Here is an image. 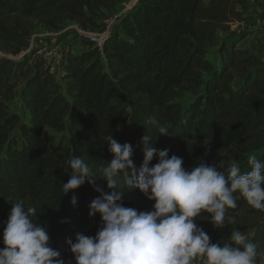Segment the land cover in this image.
I'll return each instance as SVG.
<instances>
[{"label":"trees","instance_id":"obj_1","mask_svg":"<svg viewBox=\"0 0 264 264\" xmlns=\"http://www.w3.org/2000/svg\"><path fill=\"white\" fill-rule=\"evenodd\" d=\"M123 1L0 0V53L14 56L27 48L33 21L68 19L101 32L102 9ZM248 6V0H138L112 27L101 49L88 42L83 51L67 52L59 81L46 59L34 57L33 51L18 60L0 55V237L11 203L22 201L26 209H37V222L47 227L50 245L65 264H75L66 241L80 233L95 235L101 222L98 214L89 216V204L100 193L86 182L63 195L62 183L71 176L67 161L80 156L99 177L101 166L113 158L104 141L108 134L132 145L137 169L145 134L153 138L147 147L169 148V156L182 157L186 169L203 161L221 163L224 171L236 160L243 173L250 171V155L264 161V61L222 39L217 43L216 37L218 28L228 30L226 25ZM210 47L216 49L214 59L207 56ZM20 81L26 123L9 110ZM185 93L194 99L182 108L179 100ZM153 116L169 135L156 137L148 123ZM14 129L19 138L12 135ZM45 129L66 133L68 142L54 143L52 136L44 137ZM203 141L228 150V156L209 159L207 147L193 145ZM106 184L96 180L108 193L112 190ZM119 191L124 206L151 210L154 202L139 190ZM256 211L239 199L227 213L234 222L226 221L224 228L202 219L207 213L195 222L211 242L222 245L240 228L238 220ZM250 228L248 238L264 252V220Z\"/></svg>","mask_w":264,"mask_h":264},{"label":"clouds","instance_id":"obj_2","mask_svg":"<svg viewBox=\"0 0 264 264\" xmlns=\"http://www.w3.org/2000/svg\"><path fill=\"white\" fill-rule=\"evenodd\" d=\"M148 123L156 137L170 134L155 116ZM150 139L142 136L145 147L139 169L132 160V145L120 144L110 134L104 141L113 158L101 166L99 177L80 156L67 161L71 176L62 183L63 195L86 182L100 193L89 204V216L98 214L101 222L95 235L80 233L74 241H66L75 264H264V252H258L257 244L239 229H233L221 245L211 242L195 222L207 213L202 219L216 229L224 228L226 221L234 222L227 213L239 199L264 211V161L250 155V171L243 173L236 160L224 171L221 163L203 161L186 169L182 157L169 156V148L147 147ZM101 178L112 191L105 193L96 186ZM121 188L139 190L154 202L151 210L124 206ZM70 202L75 205L76 197ZM11 204L0 237L4 245L0 264H65L60 251L50 245L47 227L37 222V209H26L22 201Z\"/></svg>","mask_w":264,"mask_h":264},{"label":"rangeland","instance_id":"obj_3","mask_svg":"<svg viewBox=\"0 0 264 264\" xmlns=\"http://www.w3.org/2000/svg\"><path fill=\"white\" fill-rule=\"evenodd\" d=\"M138 0H124L121 3L116 4L111 9H102V12L106 15L105 20H99L105 24V30L109 31L112 27L119 22L121 17L129 12L137 3ZM249 1V6L244 11L238 20L229 22L226 27L228 30L223 31L218 28L216 31L217 43L222 39L226 45L235 46V48L242 49L246 53H253L260 57L264 61V28H254V21L259 16L256 9L252 5V0ZM239 9V7H236ZM33 29L28 41V47L22 50L18 55H3V57H9L14 60L20 59L24 54L34 52V57H43L46 59L47 65L50 67V72L59 81L62 70V65L65 61L67 52L78 53L87 48V43L90 42L87 37L82 35L81 31H88L92 33H99V31H93L89 29L81 28L76 22L62 19L59 21H53L51 24H43L37 21H33ZM223 27V26H222ZM221 27V28H222ZM92 43V42H90ZM95 45V43L93 42ZM96 46V45H95ZM215 47H210L208 51V57L214 59ZM23 81H20L15 87L14 99L9 102V110L17 113L21 122H28L29 116L20 100V89ZM194 99L189 93H185L179 100L182 108L186 107L191 100ZM12 135L20 137L17 129L12 131ZM44 137L52 136L54 143L62 142L66 144L68 142V135L66 133H54L49 129H45L43 133ZM195 147L204 146L207 147V157L209 159H219L222 156H228V150L221 149L217 145L208 143L206 141L196 142L193 144ZM2 153L0 152V155ZM247 219L240 223V231L246 236L252 235L251 224L257 221L264 220V211L257 210L253 214H248Z\"/></svg>","mask_w":264,"mask_h":264},{"label":"built area","instance_id":"obj_4","mask_svg":"<svg viewBox=\"0 0 264 264\" xmlns=\"http://www.w3.org/2000/svg\"><path fill=\"white\" fill-rule=\"evenodd\" d=\"M252 5L258 13L257 15H259L255 19L253 26L254 28L263 29L264 28V0H252ZM80 33L84 35L85 37H87L90 42L92 43L94 42L95 45L99 49H101L105 39L108 37L110 32L107 30H103L99 33H92L88 31H81Z\"/></svg>","mask_w":264,"mask_h":264},{"label":"crops","instance_id":"obj_5","mask_svg":"<svg viewBox=\"0 0 264 264\" xmlns=\"http://www.w3.org/2000/svg\"><path fill=\"white\" fill-rule=\"evenodd\" d=\"M264 32V31H263Z\"/></svg>","mask_w":264,"mask_h":264}]
</instances>
